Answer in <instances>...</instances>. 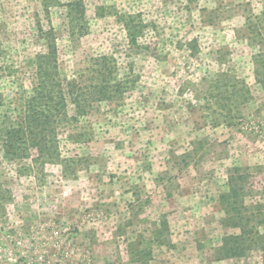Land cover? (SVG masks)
<instances>
[{
  "label": "rangeland",
  "instance_id": "1",
  "mask_svg": "<svg viewBox=\"0 0 264 264\" xmlns=\"http://www.w3.org/2000/svg\"><path fill=\"white\" fill-rule=\"evenodd\" d=\"M257 236L264 0H0V264H264Z\"/></svg>",
  "mask_w": 264,
  "mask_h": 264
},
{
  "label": "trees",
  "instance_id": "2",
  "mask_svg": "<svg viewBox=\"0 0 264 264\" xmlns=\"http://www.w3.org/2000/svg\"><path fill=\"white\" fill-rule=\"evenodd\" d=\"M112 60L113 59H111V58H102V59H100V60H97L96 61V64H98V66L99 67H101V69H103L104 71H103V77L104 78H106V72H108L109 70L111 71V69H113V68H111L110 67V64H111V62H112ZM56 67V69H57V66H55ZM100 69V68H99ZM100 71V70H99ZM113 71H114V69H113ZM115 71H116V69H115ZM55 76L56 77H58V72H56L55 74H54V79L53 80H55ZM45 81H43V83H44ZM106 82V80H103L102 81V83L104 84ZM75 83H77L75 80H74V83L72 84V86L73 85H75ZM107 84V85H106ZM106 84H104V87H103V89L100 91V95H103L104 97H106L109 93L107 92V90H108V82H106ZM57 87H58V92L57 93H59L58 95H57V97H53V96H51V94H49V93H44V91H45V89L46 88H43L42 90H39L37 93L38 94H42L43 96L41 97V99H40V101H41V104H42V106L44 107V106H46V105H48V104H50V103H52V102H54V103H56V106L57 105H59L62 101H64V98L62 97V95H61V87H60V84H58L57 85ZM44 93V94H43ZM56 101V102H55ZM39 109V108H38ZM56 109V108H55ZM40 111V112H39ZM38 111V113H40V114H45V113H47L46 111H43L42 110V108H40V110ZM43 124H46V123H43ZM24 130V127H23V124L21 125V127H20V129H19V131H17V133L19 134L18 135V137H15L14 136V134L13 135H11V136H9V140H10V142H9V145H7V147H6V149H7V151H11V152H13V150L12 149H15L16 148V146H17V144L19 143V141L21 140V139H23V138H20L21 137V135L23 136V134H25V132L23 131ZM257 238L258 239H261V238H264V237H262V236H257ZM239 240H241V238H238Z\"/></svg>",
  "mask_w": 264,
  "mask_h": 264
}]
</instances>
